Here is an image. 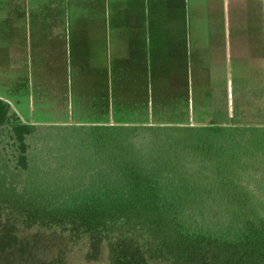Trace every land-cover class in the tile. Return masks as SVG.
Wrapping results in <instances>:
<instances>
[{
    "label": "rangeland",
    "instance_id": "obj_1",
    "mask_svg": "<svg viewBox=\"0 0 264 264\" xmlns=\"http://www.w3.org/2000/svg\"><path fill=\"white\" fill-rule=\"evenodd\" d=\"M160 2L150 0L145 19H139L140 28L145 25L149 31L151 45H156L162 30ZM133 3L123 1V18L129 24L135 20ZM168 4V75L155 68L140 81L125 71L115 75L107 66L99 89L80 74L73 76L72 88L66 89L57 81L62 78L59 75L32 74L25 76L31 88L26 94L19 93L20 86L3 90L0 78V95L10 97V110L21 121L39 126L27 138L29 168L24 171L13 167L15 147L7 126L0 127V264H59L65 260L63 250L81 246L88 229L99 231L98 212L89 215L84 207L61 202L71 187L85 182L86 168H92L86 159L89 149L75 141L89 145L96 126L205 121L222 106L226 91L231 106L235 80L246 87L262 84L264 0H170ZM252 98L257 104L256 95ZM249 251L250 257L236 256L230 263L254 264L252 253L257 255L258 250ZM136 253L126 244L118 246L117 264H144ZM261 255L264 259V252ZM185 264L208 263L203 253L199 260L195 255Z\"/></svg>",
    "mask_w": 264,
    "mask_h": 264
},
{
    "label": "trees",
    "instance_id": "obj_2",
    "mask_svg": "<svg viewBox=\"0 0 264 264\" xmlns=\"http://www.w3.org/2000/svg\"><path fill=\"white\" fill-rule=\"evenodd\" d=\"M261 81L257 88L235 80L231 106L226 91L205 121L104 123L89 145L75 141L89 149L92 168L61 202L98 212L100 227L88 229L81 246L63 250L59 264H117L125 244L144 264H185L203 253L208 264H232L252 248L254 264H264V76ZM2 126L15 147L13 167L27 170V138L39 126L21 121L0 98Z\"/></svg>",
    "mask_w": 264,
    "mask_h": 264
},
{
    "label": "crops",
    "instance_id": "obj_3",
    "mask_svg": "<svg viewBox=\"0 0 264 264\" xmlns=\"http://www.w3.org/2000/svg\"><path fill=\"white\" fill-rule=\"evenodd\" d=\"M123 1L0 2V78L3 90L12 86V90H16L20 86L19 93L26 94L31 88L25 84V76L32 77V74L35 77L59 75L62 78L57 81L64 83L66 89L72 88L73 76L80 74L86 83L92 81L99 89L107 66L115 75L125 71L139 76L140 81L155 68L168 75L171 63L170 0L160 2L162 30L156 45L154 42L150 44L145 25L140 28L139 19H145L150 0H135L132 14L135 20L130 24L123 18ZM156 51L158 61L155 63ZM0 98L12 104L9 96L0 95Z\"/></svg>",
    "mask_w": 264,
    "mask_h": 264
}]
</instances>
